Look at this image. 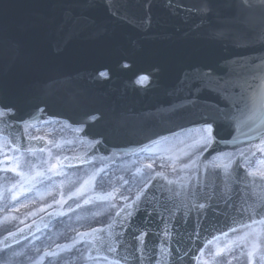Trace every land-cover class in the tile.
I'll return each instance as SVG.
<instances>
[{"label":"water","instance_id":"95a60500","mask_svg":"<svg viewBox=\"0 0 264 264\" xmlns=\"http://www.w3.org/2000/svg\"><path fill=\"white\" fill-rule=\"evenodd\" d=\"M35 10L58 15L57 89L49 110L83 123L82 134L101 138L94 149L65 162L85 161L106 146L128 151L192 125L213 127L214 143L190 181L156 175L110 223L86 234L90 256L124 264H192L208 239L264 214L263 180L245 177L236 160L220 167L207 163L220 149L264 137V0H0V12ZM7 16L0 14V41L6 42V33L14 31L2 29ZM163 36L165 59L148 60L159 72L152 83L136 85L133 65L123 68L118 61H132L123 52L132 53L133 44ZM101 66L109 68L108 79L97 76ZM3 69L5 104L24 88L20 77ZM31 112L26 107L20 117ZM93 114L98 117L89 120ZM7 130L0 120V133ZM9 137L24 148L40 144L24 139L21 128ZM227 180L243 185L231 198L224 193Z\"/></svg>","mask_w":264,"mask_h":264},{"label":"rangeland","instance_id":"374dc122","mask_svg":"<svg viewBox=\"0 0 264 264\" xmlns=\"http://www.w3.org/2000/svg\"><path fill=\"white\" fill-rule=\"evenodd\" d=\"M205 128L161 138L152 142L148 148L140 149L141 152L128 156L95 158L71 171L61 165L62 156L83 151L89 145L87 140L77 136L78 128L49 121L27 125V134H40L50 140L47 147L35 154H19L9 149L6 140L1 138L0 212L4 211L3 199L6 197L8 200V196L13 200L9 201L10 208L14 207L17 211L13 214L4 211L5 214L0 217V234L14 230L26 219H35L49 210L63 214L47 228L0 250V254L10 252V255L3 256L6 260L10 258L5 264L21 262L18 260L20 256L26 260L31 258L29 264H116L103 259H83L87 244L81 238V229L73 222L93 223L102 219V216L109 219L120 204L146 184L156 171L177 179L186 178L194 171L197 159L205 147ZM228 155H214L211 161H224ZM246 165L251 171L264 172V145L254 149L252 156L246 160ZM60 178L71 183V188H42L48 184L47 181ZM41 198L47 199L46 202ZM23 207L27 209L24 210ZM76 208L79 211L88 209L74 212ZM68 212H73L69 216L72 221L67 219ZM66 227L75 230L67 233L69 230H65ZM57 233V237L62 235L61 238L65 239L64 251L51 248V238ZM262 240L264 219L215 238L202 251L197 263L235 264L245 259V264H260L264 261Z\"/></svg>","mask_w":264,"mask_h":264},{"label":"snow or ice","instance_id":"6c2138e0","mask_svg":"<svg viewBox=\"0 0 264 264\" xmlns=\"http://www.w3.org/2000/svg\"><path fill=\"white\" fill-rule=\"evenodd\" d=\"M101 76H106L107 73L105 72H101L100 73ZM142 79H146L145 78H142ZM4 113L0 112V115H3ZM204 131L207 133V135L205 137H203L204 139V143H205V147L209 146L212 142H213V139L214 137L212 136V132H213V127H212V124L209 123V122H206V128L204 129ZM149 167H151V165H149ZM15 170V169H13ZM261 176H264V172L260 173ZM202 207V205H201ZM137 239H139V237H137ZM143 242V241H141ZM145 247H147V245H145ZM110 251H112L113 249H109Z\"/></svg>","mask_w":264,"mask_h":264}]
</instances>
